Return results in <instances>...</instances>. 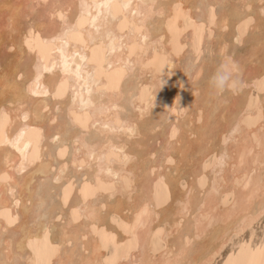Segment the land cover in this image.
<instances>
[{
  "label": "bare ground",
  "instance_id": "obj_1",
  "mask_svg": "<svg viewBox=\"0 0 264 264\" xmlns=\"http://www.w3.org/2000/svg\"><path fill=\"white\" fill-rule=\"evenodd\" d=\"M0 121V264H259L262 0H0Z\"/></svg>",
  "mask_w": 264,
  "mask_h": 264
},
{
  "label": "rangeland",
  "instance_id": "obj_2",
  "mask_svg": "<svg viewBox=\"0 0 264 264\" xmlns=\"http://www.w3.org/2000/svg\"><path fill=\"white\" fill-rule=\"evenodd\" d=\"M129 5V7H128V10L130 11V8H132V5H131V3L130 4H128ZM136 11H137V8L136 9H132L131 10V13H133V14H135L136 13ZM153 14H158L157 12H155V13H153ZM128 36L126 35L125 36V34L123 35V37H122V40L123 39H126ZM122 40H121V42H122ZM127 69H128V71H127V73H126V76H125V78L126 77H130L131 75H132V73H133V71H134V69H135V65H134V62L132 61V60H127ZM100 92V91H99ZM101 93V92H100ZM101 95L103 96V97H105L106 98V96L105 95H103V93H101ZM97 122H98V120L96 121V123L95 124H97ZM104 126H107V123H105L104 124ZM102 196V194L101 193H97V194H95L94 196H92L91 198H90V202H93V200H95V199H97V198H100ZM262 219V220H261ZM264 220V215L260 218V222H258L257 223V225L254 227V232L256 233V235L257 236H259L260 235V233H261V229H262V221ZM260 223V224H259ZM260 231H259V230ZM250 231V230H249ZM248 230L247 231H245L244 233H242L240 236H239V238H235V239H233V240H231V242L229 241L224 247H223V249L221 250V252H220V254L219 255H217L216 256V258H215V261H213L212 262V264H222L225 260H226V258H227V256L229 255V254H231L232 252H234L236 249H237V247H238V244H237V241L238 240H240V241H247V239H248V237H249V235H250V232H249ZM235 241V242H234ZM230 243V244H229ZM231 243H232V245H231ZM234 244V245H233ZM235 246H236V248H235ZM232 248V249H231ZM232 251V252H231ZM231 252V253H230Z\"/></svg>",
  "mask_w": 264,
  "mask_h": 264
},
{
  "label": "clouds",
  "instance_id": "obj_3",
  "mask_svg": "<svg viewBox=\"0 0 264 264\" xmlns=\"http://www.w3.org/2000/svg\"><path fill=\"white\" fill-rule=\"evenodd\" d=\"M264 2V0H262ZM163 71V69H161ZM236 71L233 70L228 64H224L219 67L214 74L208 80L209 90L219 95L226 89L233 87L236 83Z\"/></svg>",
  "mask_w": 264,
  "mask_h": 264
},
{
  "label": "snow or ice",
  "instance_id": "obj_4",
  "mask_svg": "<svg viewBox=\"0 0 264 264\" xmlns=\"http://www.w3.org/2000/svg\"><path fill=\"white\" fill-rule=\"evenodd\" d=\"M3 134H4V127L2 121H0V142H3ZM5 180V177H0V182H3ZM257 253L260 257L259 264H264V247L258 248ZM37 264H39V261H37Z\"/></svg>",
  "mask_w": 264,
  "mask_h": 264
}]
</instances>
